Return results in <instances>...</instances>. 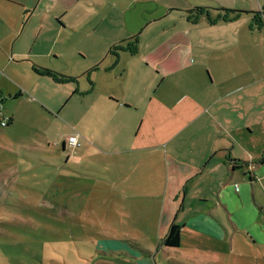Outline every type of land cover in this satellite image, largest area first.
Segmentation results:
<instances>
[{"label": "crops", "instance_id": "crops-1", "mask_svg": "<svg viewBox=\"0 0 264 264\" xmlns=\"http://www.w3.org/2000/svg\"><path fill=\"white\" fill-rule=\"evenodd\" d=\"M262 2L0 0L4 90L31 92L47 111L79 101V145L66 144L64 163L118 190L111 204L128 200L116 204L112 230L101 231L112 245L97 256L153 264L152 251L117 240V229L140 235L126 226L134 222L163 236L175 222L180 241L189 216L200 219L195 228L230 230L264 256V147L250 136L264 108ZM185 196L203 208L188 215ZM159 248L168 263L205 264Z\"/></svg>", "mask_w": 264, "mask_h": 264}, {"label": "rangeland", "instance_id": "rangeland-1", "mask_svg": "<svg viewBox=\"0 0 264 264\" xmlns=\"http://www.w3.org/2000/svg\"><path fill=\"white\" fill-rule=\"evenodd\" d=\"M261 15L264 26V7ZM262 37L264 46V31ZM0 85L4 87L0 89V121L12 115L10 123L0 126V264H116L117 259L128 260H105L95 251L112 245L111 238L100 233L112 230L116 204L128 200L117 196L116 204H111L109 195L118 190H103L101 182L80 173L81 165L73 162L70 168L64 163L69 153L66 138L77 132L73 125L78 122L79 101L68 100L59 111H47L33 93L13 98L12 90L5 91L9 87L4 79ZM258 122L257 134L250 136L262 140L264 147V108ZM201 190L196 187V192ZM201 203L199 198L185 196L183 205L190 215L203 208ZM146 207L152 212L154 203ZM194 217L186 218L191 224H185L179 245L166 247L173 255L205 264H264L261 252L244 245L240 236L230 230L222 235L216 230L205 233L195 228L200 219ZM176 220L181 222L180 215ZM126 226H135L140 235L130 228L117 229V240L152 251L157 256V262L149 260L153 264H171L161 256L158 229L134 222ZM183 264L191 263L184 260Z\"/></svg>", "mask_w": 264, "mask_h": 264}, {"label": "trees", "instance_id": "trees-1", "mask_svg": "<svg viewBox=\"0 0 264 264\" xmlns=\"http://www.w3.org/2000/svg\"><path fill=\"white\" fill-rule=\"evenodd\" d=\"M195 11L201 12L202 8H196ZM221 11H223V12H225V11L232 12L234 10L223 9ZM228 12H225L226 15H224V16H227ZM222 19H224L223 16H222ZM251 20L256 22L258 20L260 21V18L257 16L256 13H253L252 17H251ZM133 46L134 45H131V48ZM112 48H115V46H112ZM131 48H129L130 52L133 51ZM44 73L47 74V75H50L53 78H58L56 73H54V72H52L50 70H44ZM65 79H71V77H63L60 80H65ZM0 101H1V99H0ZM3 120H5V124L8 121L7 119H3ZM179 229H180V225L176 224L175 222L169 223V225L166 228V231H165L164 235L162 236V238L160 240V244L162 246H165V247H177L179 245Z\"/></svg>", "mask_w": 264, "mask_h": 264}, {"label": "built area", "instance_id": "built-area-1", "mask_svg": "<svg viewBox=\"0 0 264 264\" xmlns=\"http://www.w3.org/2000/svg\"><path fill=\"white\" fill-rule=\"evenodd\" d=\"M5 124V120H1L0 122V126H4ZM66 144L68 146H72V147H76L79 145V141H78V134H71L69 136H67L66 138Z\"/></svg>", "mask_w": 264, "mask_h": 264}]
</instances>
